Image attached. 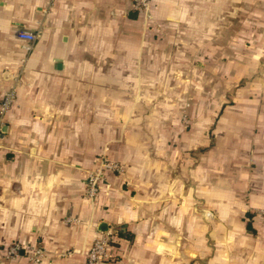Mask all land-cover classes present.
<instances>
[{
    "label": "crops",
    "instance_id": "obj_1",
    "mask_svg": "<svg viewBox=\"0 0 264 264\" xmlns=\"http://www.w3.org/2000/svg\"><path fill=\"white\" fill-rule=\"evenodd\" d=\"M151 14L149 29L130 0H0V103L16 91L0 264H88L105 233L97 264H264V0H151ZM21 29L38 35L28 55ZM105 148L124 173L91 200Z\"/></svg>",
    "mask_w": 264,
    "mask_h": 264
},
{
    "label": "built area",
    "instance_id": "obj_2",
    "mask_svg": "<svg viewBox=\"0 0 264 264\" xmlns=\"http://www.w3.org/2000/svg\"><path fill=\"white\" fill-rule=\"evenodd\" d=\"M131 7L143 19L146 28H151L153 17L151 14V0H130ZM17 39L25 43L23 49L28 55L38 37L37 33L27 31L25 29L18 30L16 33ZM26 58L23 60L25 62ZM15 89L8 91L2 98L0 103V135L3 128V117L11 109L15 103ZM122 174L124 169L118 163L110 162L101 158L97 170L90 173L87 177V196L93 200L99 192V183L103 180L105 173ZM254 217L257 218L264 225V209L254 210ZM209 217V215H207ZM112 233L101 234L99 237L93 239L90 248L85 253L88 264H97L109 258V241ZM20 254V246L17 244L5 247L2 252L4 259H13ZM43 256V251L37 249L28 254V258L32 262H38Z\"/></svg>",
    "mask_w": 264,
    "mask_h": 264
},
{
    "label": "rangeland",
    "instance_id": "obj_3",
    "mask_svg": "<svg viewBox=\"0 0 264 264\" xmlns=\"http://www.w3.org/2000/svg\"><path fill=\"white\" fill-rule=\"evenodd\" d=\"M257 11H258V7H257L256 4H254L253 7H252L251 14H256ZM261 12H262V11H260V13H261ZM235 13H239V14L242 13V12H241V9H238V10L235 9ZM246 23H247V22H246ZM239 24H240V23H239ZM249 24H250V29H251V30H254V32L257 33V30H258L257 22L255 21V24H253L252 22H250ZM254 37H255V36H254ZM254 40H255L254 38L251 39V41H254ZM180 120H181L182 124L187 125V122H186V119H185L184 114L182 115V117H181ZM101 158H104V159H106V160H108V161H110V162L116 163V162L110 160V158H109V156H108V149L105 148L102 152L99 153V155H97V157H96V166H95L94 168H92V169H90V170H88V171L86 172V179H87V177H88V175H89L90 173H92V172H94L95 170H97ZM118 164H119V163H118ZM119 165H120V164H119ZM121 166H122V165H121ZM122 168L125 169L123 166H122ZM123 173H124V172H122V174H123ZM86 181H87V180H86Z\"/></svg>",
    "mask_w": 264,
    "mask_h": 264
}]
</instances>
